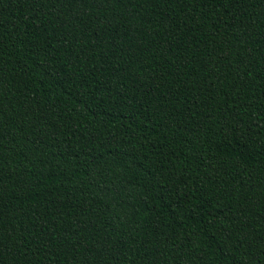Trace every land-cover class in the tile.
Returning a JSON list of instances; mask_svg holds the SVG:
<instances>
[{"label":"trees","instance_id":"trees-1","mask_svg":"<svg viewBox=\"0 0 264 264\" xmlns=\"http://www.w3.org/2000/svg\"><path fill=\"white\" fill-rule=\"evenodd\" d=\"M0 264H264V0H0Z\"/></svg>","mask_w":264,"mask_h":264}]
</instances>
